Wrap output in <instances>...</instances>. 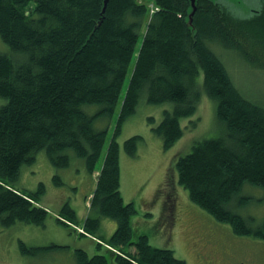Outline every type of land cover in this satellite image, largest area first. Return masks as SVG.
<instances>
[{"label":"trees","instance_id":"obj_1","mask_svg":"<svg viewBox=\"0 0 264 264\" xmlns=\"http://www.w3.org/2000/svg\"><path fill=\"white\" fill-rule=\"evenodd\" d=\"M261 2L260 10L239 20L220 3L196 0L193 30L187 21L190 0H0V38L20 57L12 60L0 53V97L7 100L0 108V224L45 226L49 212L39 206L44 186L35 194L12 186L36 154L45 152L52 166L66 169L73 152L89 174L97 171L107 134L95 123L114 114L136 56L84 232L102 242L97 248L113 264H186L173 250L155 248L147 236L135 235L137 209L121 192V152L135 158L145 141L135 136L121 146L118 137L145 96L149 104L174 106L153 128L165 150L171 149L184 136L181 120L191 118L200 104L197 79L202 72L204 93L215 101L225 134L196 143L178 160L179 184L193 204L228 225L235 236L264 240V220L257 224L231 207L233 202H250L240 198L246 184L262 189L264 201V105L242 95L211 48L220 45L243 54L252 41L264 52ZM150 3L159 9L153 16ZM85 106L101 110L91 116ZM150 123L154 126V119ZM55 180L60 183L58 176ZM104 219L117 223L110 239L100 236ZM57 223L77 226L69 204ZM20 247L31 256L69 249ZM76 259L77 264H109L106 255L90 257L84 250L76 251Z\"/></svg>","mask_w":264,"mask_h":264},{"label":"rangeland","instance_id":"obj_2","mask_svg":"<svg viewBox=\"0 0 264 264\" xmlns=\"http://www.w3.org/2000/svg\"><path fill=\"white\" fill-rule=\"evenodd\" d=\"M229 9L239 20L251 16L261 9V0H213ZM196 0H191L187 17L190 28L191 14ZM221 24L222 20H218ZM243 54L213 45L212 51L229 70V73L247 99L264 105V52L252 41H247ZM208 46V45H207ZM140 47V44H139ZM242 51V50H241ZM0 53L12 60H19L10 47L0 38ZM247 58L251 64L244 59ZM125 81L121 100L111 117H101L95 123L98 131H105L107 140L101 160L94 174L87 172L84 160L70 152L71 165L66 169H56L49 162L45 152L35 155L33 164L21 168L18 180L12 186L21 191L35 194L40 185L45 188L39 206L49 212L45 226L38 227L26 223H16L4 228L0 224V264H77L76 251L84 250L90 257L103 254L113 260L106 251L98 250L97 242L90 235L78 236L76 225L64 227L57 218L66 204H69L78 217V227L89 215L90 202L96 190L97 178L102 170L106 150L111 142L119 120L133 66ZM201 101L191 118L181 120L184 136L171 149L165 150L163 140L153 132L164 119L165 111H172L173 104L152 105L143 96L137 112L122 126L118 142L123 146L128 139L140 136L144 143L139 147L137 157L131 158L121 152V192L127 204H134L137 214L132 219L136 236L145 235L150 245L158 249H171L175 257L186 264H264V240L252 237L235 236L228 225L218 223L207 212L190 201L189 193L179 184L177 162L189 155L196 143L208 139H218L225 134V125L216 114V103L203 90L204 76L198 79ZM7 100L0 97V108ZM84 111L94 116L101 110L99 106H85ZM154 119L155 125L150 123ZM58 176L60 183L55 180ZM241 200H250L240 205L233 202L234 212L245 218L255 219L261 224L264 220L263 190L246 184L240 195ZM176 205V219L173 207ZM117 230V223L104 219L100 236L110 239ZM94 241L95 243L91 242ZM28 248H47L52 245L69 247L68 250H46L36 256L25 255L20 244ZM99 243V242H98ZM201 247L202 251L197 248ZM199 252L201 255H199Z\"/></svg>","mask_w":264,"mask_h":264},{"label":"bare ground","instance_id":"obj_3","mask_svg":"<svg viewBox=\"0 0 264 264\" xmlns=\"http://www.w3.org/2000/svg\"><path fill=\"white\" fill-rule=\"evenodd\" d=\"M91 204V203H90ZM58 218H59V216H58ZM65 221V220H64ZM77 227V226H76ZM79 236H87V234L84 232V230H83V228H82V231L79 233ZM94 238H96V237H94ZM96 239H98V238H96ZM100 241V240H99Z\"/></svg>","mask_w":264,"mask_h":264},{"label":"flooded vegetation","instance_id":"obj_4","mask_svg":"<svg viewBox=\"0 0 264 264\" xmlns=\"http://www.w3.org/2000/svg\"><path fill=\"white\" fill-rule=\"evenodd\" d=\"M173 211H174V214L173 215H175V213H176L175 212L176 211V205H175V207H173ZM175 219H176V217H175ZM197 249L200 250L201 252H203L201 247H199ZM199 255H201L200 252H199Z\"/></svg>","mask_w":264,"mask_h":264},{"label":"water","instance_id":"obj_5","mask_svg":"<svg viewBox=\"0 0 264 264\" xmlns=\"http://www.w3.org/2000/svg\"><path fill=\"white\" fill-rule=\"evenodd\" d=\"M195 11H196V6H195V8H194V11H193L192 14H191V23H192L193 15H194Z\"/></svg>","mask_w":264,"mask_h":264}]
</instances>
